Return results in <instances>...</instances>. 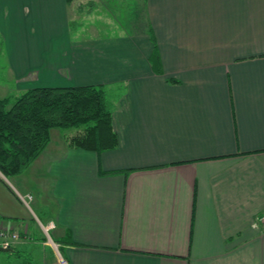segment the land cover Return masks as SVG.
<instances>
[{
    "label": "crops",
    "instance_id": "obj_1",
    "mask_svg": "<svg viewBox=\"0 0 264 264\" xmlns=\"http://www.w3.org/2000/svg\"><path fill=\"white\" fill-rule=\"evenodd\" d=\"M80 2L0 0L8 77L18 95L123 84L118 145L71 148L50 129L0 182V221L21 236L35 213L52 223L60 252L41 264H264V0H142L96 37L70 30Z\"/></svg>",
    "mask_w": 264,
    "mask_h": 264
},
{
    "label": "trees",
    "instance_id": "obj_2",
    "mask_svg": "<svg viewBox=\"0 0 264 264\" xmlns=\"http://www.w3.org/2000/svg\"><path fill=\"white\" fill-rule=\"evenodd\" d=\"M136 3L129 0L128 4ZM150 39L153 42L151 34ZM149 60L156 73H161L155 46ZM110 91L106 84L34 87L14 98H0V182L9 189L3 178L20 175L30 166L48 144L52 128L62 131L68 147L97 154L115 149L118 138L112 128ZM70 129L74 130L72 134L65 133ZM10 252H14V247ZM27 260H22V264H31Z\"/></svg>",
    "mask_w": 264,
    "mask_h": 264
},
{
    "label": "rangeland",
    "instance_id": "obj_3",
    "mask_svg": "<svg viewBox=\"0 0 264 264\" xmlns=\"http://www.w3.org/2000/svg\"><path fill=\"white\" fill-rule=\"evenodd\" d=\"M81 2L72 5L73 11L70 30L73 32L78 30L80 32L84 29L82 35L88 37L116 35L120 33L121 25L130 18L127 13L142 7V0H135V3H138L130 6L128 4L129 0H81ZM9 74L11 75L6 61L5 45L0 37V98L6 96L14 98L18 95L15 93L16 85H14L11 76L8 77ZM110 92L115 100L116 98L119 99L125 92V86L123 84H116L114 87H111ZM73 132L74 130L72 129L65 131V133L69 134ZM6 180L9 181V179ZM27 195L31 198L28 201V205L31 206L32 201L35 199V194L27 193L21 197ZM35 216V220L29 224L25 236H21L18 229L13 230L21 236L17 242H28L27 250L21 253V260L27 262V259H30L31 264H41L46 257L50 258L52 253L56 252L58 254V246L49 233L51 229L46 230V220L43 219L41 214L35 213ZM15 254L10 251H0V264H5V262L8 264H16L17 262L19 264L20 259L16 258ZM60 263L62 264L61 258Z\"/></svg>",
    "mask_w": 264,
    "mask_h": 264
},
{
    "label": "built area",
    "instance_id": "obj_4",
    "mask_svg": "<svg viewBox=\"0 0 264 264\" xmlns=\"http://www.w3.org/2000/svg\"><path fill=\"white\" fill-rule=\"evenodd\" d=\"M22 202L28 206V201L31 200L30 196L21 197ZM261 222L264 224V217L260 219ZM52 223L48 224L46 226V230L51 229ZM19 236L17 232H15L13 229L9 228L6 224H3L0 221V247L3 249H10L14 246V244L18 241ZM62 264H65L64 261H62Z\"/></svg>",
    "mask_w": 264,
    "mask_h": 264
},
{
    "label": "water",
    "instance_id": "obj_5",
    "mask_svg": "<svg viewBox=\"0 0 264 264\" xmlns=\"http://www.w3.org/2000/svg\"><path fill=\"white\" fill-rule=\"evenodd\" d=\"M0 251L1 252H7V251H10V249H3V248L0 247Z\"/></svg>",
    "mask_w": 264,
    "mask_h": 264
}]
</instances>
